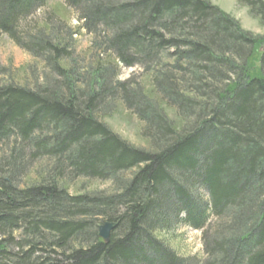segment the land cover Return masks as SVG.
<instances>
[{"label":"trees","instance_id":"obj_1","mask_svg":"<svg viewBox=\"0 0 264 264\" xmlns=\"http://www.w3.org/2000/svg\"><path fill=\"white\" fill-rule=\"evenodd\" d=\"M55 1L0 0V35L38 65L0 78V264H264V38L209 0H61L90 37L78 57L59 10L29 24ZM236 2L264 28V0ZM119 107L145 148L105 124ZM173 209L216 231L203 262L163 240Z\"/></svg>","mask_w":264,"mask_h":264},{"label":"rangeland","instance_id":"obj_2","mask_svg":"<svg viewBox=\"0 0 264 264\" xmlns=\"http://www.w3.org/2000/svg\"><path fill=\"white\" fill-rule=\"evenodd\" d=\"M209 2L221 10L223 13L231 16L240 27L257 38H264V28L252 19L246 10V8L237 5L236 0H209ZM53 10H59L62 19L73 31H77V35H74L73 41L75 46V56H80V54L87 51L89 47L90 37L85 30L81 27V22L77 20L76 14L70 9L64 8V4L61 0H56L53 3H49L45 8L36 12L28 21L31 26H37L42 24L48 17H52L53 21ZM56 22V21H55ZM261 49L256 50L255 60L259 57ZM37 63H35L32 57L16 46L7 36L0 35V78L1 80H6L12 76L20 80L24 73L30 75V72L37 70ZM29 72H28V71ZM142 71L139 67L124 68L120 70V80H128L130 78H135L136 81L140 80ZM33 80L32 77H30ZM21 81V80H20ZM105 124L109 129L124 140L129 145L135 148H145V144L142 142L138 136V130L140 124L138 120L125 111L122 107H119L117 112L110 119L105 120ZM76 193H86L92 191H106L109 190L108 184L104 182H86L77 181L75 186L72 188ZM204 197L207 199L206 193H203ZM168 208H172L171 206ZM166 208V212H167ZM174 209L169 213L168 219L170 221V230L162 234L163 240L174 249L180 256L187 259H196L203 262L206 259V255L203 247V240L213 235L216 231L213 229L206 230L205 235L203 231L194 230L184 225H179L178 227H172L171 222ZM230 235V234H228ZM233 236V235H232ZM237 237V236H236ZM234 238V237H232ZM231 239V238H229ZM232 241V240H231ZM190 264V263H188Z\"/></svg>","mask_w":264,"mask_h":264},{"label":"water","instance_id":"obj_3","mask_svg":"<svg viewBox=\"0 0 264 264\" xmlns=\"http://www.w3.org/2000/svg\"><path fill=\"white\" fill-rule=\"evenodd\" d=\"M116 228L115 223H104L97 230V237L103 242L108 243L111 232Z\"/></svg>","mask_w":264,"mask_h":264}]
</instances>
